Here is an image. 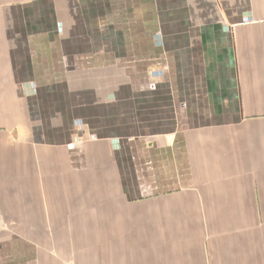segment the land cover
<instances>
[{
	"label": "crops",
	"instance_id": "0c3cea01",
	"mask_svg": "<svg viewBox=\"0 0 264 264\" xmlns=\"http://www.w3.org/2000/svg\"><path fill=\"white\" fill-rule=\"evenodd\" d=\"M0 264H264V0H0Z\"/></svg>",
	"mask_w": 264,
	"mask_h": 264
}]
</instances>
